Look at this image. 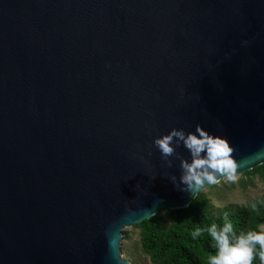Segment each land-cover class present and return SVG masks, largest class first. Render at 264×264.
Segmentation results:
<instances>
[{"label": "water", "instance_id": "obj_1", "mask_svg": "<svg viewBox=\"0 0 264 264\" xmlns=\"http://www.w3.org/2000/svg\"><path fill=\"white\" fill-rule=\"evenodd\" d=\"M196 125L264 165V0H0V264H131L125 228L225 180L153 145Z\"/></svg>", "mask_w": 264, "mask_h": 264}, {"label": "clouds", "instance_id": "obj_2", "mask_svg": "<svg viewBox=\"0 0 264 264\" xmlns=\"http://www.w3.org/2000/svg\"><path fill=\"white\" fill-rule=\"evenodd\" d=\"M181 144L190 159L179 157L176 153V148ZM153 145L167 166L171 167L172 164L169 157L176 155L179 158L181 191L197 192L205 185L218 183L221 176L229 182L236 179V164L227 140L210 134L200 125L188 132L172 128L167 134L154 138ZM172 180L176 185V178L172 177ZM251 207L255 211L256 204ZM205 231L215 249V254L209 255L207 264H252L254 256L258 258L259 264H264V231L249 230L237 234L226 214L222 225L218 226L213 222L206 229L196 228L191 236L196 239Z\"/></svg>", "mask_w": 264, "mask_h": 264}, {"label": "trees", "instance_id": "obj_3", "mask_svg": "<svg viewBox=\"0 0 264 264\" xmlns=\"http://www.w3.org/2000/svg\"><path fill=\"white\" fill-rule=\"evenodd\" d=\"M245 176H259L264 181V165ZM252 204H256L255 211ZM225 214L237 234L249 230L264 231V200L214 212L203 193L189 207L159 213L135 228L139 230L141 249L149 257L150 264H207L209 255L215 254L210 238L206 231L196 239L191 233L196 228L206 229L213 222L222 225ZM252 264H259L255 256Z\"/></svg>", "mask_w": 264, "mask_h": 264}, {"label": "rangeland", "instance_id": "obj_4", "mask_svg": "<svg viewBox=\"0 0 264 264\" xmlns=\"http://www.w3.org/2000/svg\"><path fill=\"white\" fill-rule=\"evenodd\" d=\"M210 201L211 209L223 211L226 209L246 206L256 201L264 200V181L259 176L236 175L234 182L226 179L220 184L206 188L202 192ZM121 242V257L131 264H150L149 257L144 254L139 241V230L135 227L123 230Z\"/></svg>", "mask_w": 264, "mask_h": 264}]
</instances>
